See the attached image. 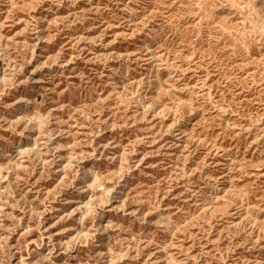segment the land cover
I'll return each instance as SVG.
<instances>
[{"label": "rangeland", "instance_id": "rangeland-1", "mask_svg": "<svg viewBox=\"0 0 264 264\" xmlns=\"http://www.w3.org/2000/svg\"><path fill=\"white\" fill-rule=\"evenodd\" d=\"M0 264H264V0H0Z\"/></svg>", "mask_w": 264, "mask_h": 264}, {"label": "bare ground", "instance_id": "bare-ground-1", "mask_svg": "<svg viewBox=\"0 0 264 264\" xmlns=\"http://www.w3.org/2000/svg\"><path fill=\"white\" fill-rule=\"evenodd\" d=\"M183 107V106H182ZM150 108V107H149ZM162 117V116H161ZM40 121H42V119L40 120ZM40 123V122H39ZM42 125H43V123H42ZM37 126H39L40 127V125H37ZM39 129V128H38Z\"/></svg>", "mask_w": 264, "mask_h": 264}]
</instances>
